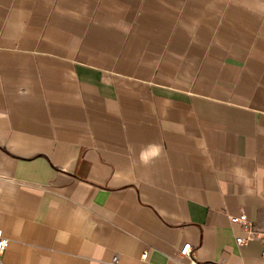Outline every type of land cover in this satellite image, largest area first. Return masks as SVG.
Instances as JSON below:
<instances>
[{"label":"crops","instance_id":"obj_1","mask_svg":"<svg viewBox=\"0 0 264 264\" xmlns=\"http://www.w3.org/2000/svg\"><path fill=\"white\" fill-rule=\"evenodd\" d=\"M263 187L264 0H0V264H264Z\"/></svg>","mask_w":264,"mask_h":264},{"label":"built area","instance_id":"obj_2","mask_svg":"<svg viewBox=\"0 0 264 264\" xmlns=\"http://www.w3.org/2000/svg\"><path fill=\"white\" fill-rule=\"evenodd\" d=\"M264 193V187H263ZM232 223H238L243 226V229L246 233L245 236H238L236 241L239 245H246L249 241L253 239H259L262 243V257L264 258V230H259L254 226L252 220H250L247 214L243 213L238 216H231L230 217ZM8 245V239L3 235L2 230H0V256L3 255L6 247ZM193 250V246L191 243L184 244L180 250V256H190ZM147 256V253L144 254V257ZM190 264H210L204 262H198L197 260H192Z\"/></svg>","mask_w":264,"mask_h":264}]
</instances>
